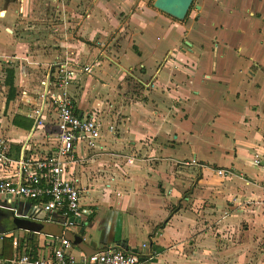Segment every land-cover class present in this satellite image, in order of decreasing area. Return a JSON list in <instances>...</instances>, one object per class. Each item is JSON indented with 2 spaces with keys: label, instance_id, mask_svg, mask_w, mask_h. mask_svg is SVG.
Segmentation results:
<instances>
[{
  "label": "crops",
  "instance_id": "1",
  "mask_svg": "<svg viewBox=\"0 0 264 264\" xmlns=\"http://www.w3.org/2000/svg\"><path fill=\"white\" fill-rule=\"evenodd\" d=\"M150 1L0 0V138L15 162L48 153L57 145L54 101L43 127L30 117L41 83L61 62L94 66L69 92L80 116L115 131L105 127L93 150L76 148L68 178L90 213L65 228L63 238L81 239L67 253L264 264V0H195L184 21ZM13 202L41 232L9 233L0 258H47L61 245L48 235L63 231L59 217L51 222L37 201Z\"/></svg>",
  "mask_w": 264,
  "mask_h": 264
},
{
  "label": "built area",
  "instance_id": "2",
  "mask_svg": "<svg viewBox=\"0 0 264 264\" xmlns=\"http://www.w3.org/2000/svg\"><path fill=\"white\" fill-rule=\"evenodd\" d=\"M93 71L94 66H76L65 61L58 64L54 77L53 74H49L41 83L42 105L32 109L30 117L34 119L36 128L43 127L44 106L49 99L54 101L57 113V145L52 147L47 155L41 157L23 155L20 161L15 162L9 158L8 143L0 138V171L9 168H14L15 171L9 177L0 178L1 202H13L18 199L37 201L50 215L51 222L55 220V216H58L65 228L74 226L70 223L72 218L83 220L85 215L90 213L81 205L83 189L78 181L68 178L69 168L78 162L75 154L79 144H85L93 150L102 139L104 128L112 133L115 127L110 124L105 126L104 120L95 115L80 116L69 89L78 73L90 76ZM55 90L59 91V95H56ZM254 164L261 166L260 159L255 158ZM186 165H198V162L191 160ZM218 174L226 176L227 172L219 170ZM262 190L264 205V180ZM9 236L12 235L0 234V243ZM54 238L61 245L54 247L45 259L32 260L24 253L21 257L15 256L11 260L0 258V264H140L141 262L137 254L118 251L116 248L90 257L84 254L81 259H77L67 253L72 245L68 239ZM13 245L18 246V238H15Z\"/></svg>",
  "mask_w": 264,
  "mask_h": 264
},
{
  "label": "water",
  "instance_id": "3",
  "mask_svg": "<svg viewBox=\"0 0 264 264\" xmlns=\"http://www.w3.org/2000/svg\"><path fill=\"white\" fill-rule=\"evenodd\" d=\"M195 0H155L154 8L157 10L179 20L184 21L192 6L194 5ZM14 202L0 201V234H8L15 231H28L31 233L41 232L40 223L31 219V217L26 214H18L17 211L13 208ZM83 220L81 219H71L70 223L81 224ZM63 231L58 234H48L52 237L63 238L65 226L60 224ZM65 239H68L71 243L75 245H79L81 243V239L78 236H75L74 242L68 238V234H65ZM105 252V251H101ZM95 252L93 254H86L87 257H90L94 254L101 253Z\"/></svg>",
  "mask_w": 264,
  "mask_h": 264
},
{
  "label": "trees",
  "instance_id": "4",
  "mask_svg": "<svg viewBox=\"0 0 264 264\" xmlns=\"http://www.w3.org/2000/svg\"><path fill=\"white\" fill-rule=\"evenodd\" d=\"M9 81V80H8ZM13 93V84L10 82V94H12ZM28 241H31L30 239H28ZM13 244V242H11V245ZM22 245H23V242L21 243V246L19 247L20 248V250H21V247H22Z\"/></svg>",
  "mask_w": 264,
  "mask_h": 264
},
{
  "label": "rangeland",
  "instance_id": "5",
  "mask_svg": "<svg viewBox=\"0 0 264 264\" xmlns=\"http://www.w3.org/2000/svg\"><path fill=\"white\" fill-rule=\"evenodd\" d=\"M154 2H155V0H151V1H150V4L153 5ZM47 154H48V153H45V154H43V156H45V155H47Z\"/></svg>",
  "mask_w": 264,
  "mask_h": 264
}]
</instances>
